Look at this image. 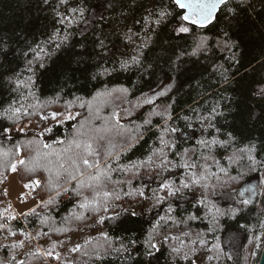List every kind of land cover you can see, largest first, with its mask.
Listing matches in <instances>:
<instances>
[{
	"label": "trees",
	"instance_id": "1",
	"mask_svg": "<svg viewBox=\"0 0 264 264\" xmlns=\"http://www.w3.org/2000/svg\"><path fill=\"white\" fill-rule=\"evenodd\" d=\"M185 14L0 0V196L14 173L36 200L3 217L0 264H258L264 0H227L206 25Z\"/></svg>",
	"mask_w": 264,
	"mask_h": 264
},
{
	"label": "rangeland",
	"instance_id": "2",
	"mask_svg": "<svg viewBox=\"0 0 264 264\" xmlns=\"http://www.w3.org/2000/svg\"><path fill=\"white\" fill-rule=\"evenodd\" d=\"M197 22L199 23L198 19ZM145 42L146 40H142L141 38L129 41V43H131V47H137L138 44H142ZM152 100L153 95L142 96L134 100L121 112V118L126 119L134 114L139 113ZM2 187L4 190V195L0 196V225L2 224L3 217L6 216L7 220L9 219V216L13 215H18L20 217L19 213H21V211L25 210L36 202V200L32 198L31 191L24 188V186L19 182L17 176L14 173L9 176ZM146 187H148L149 193L151 192V190L153 191V179L146 181ZM153 204V198H151L138 203L134 207L139 213H146L152 208ZM99 230L100 229L98 228L96 231ZM30 235L33 237V233L30 232ZM79 240L80 239H74V243L79 242ZM9 241V239H6V237L0 233V246ZM44 241L45 240L42 239L40 243L43 244Z\"/></svg>",
	"mask_w": 264,
	"mask_h": 264
},
{
	"label": "snow or ice",
	"instance_id": "3",
	"mask_svg": "<svg viewBox=\"0 0 264 264\" xmlns=\"http://www.w3.org/2000/svg\"><path fill=\"white\" fill-rule=\"evenodd\" d=\"M177 4L180 5L181 8H187L189 10V14L184 17V19H192L193 23L197 22V19L203 21L207 20L211 17L213 10L216 7V4L220 2V0H176ZM187 28H182L181 31H187ZM75 143V142H74ZM77 147H79V144H77ZM86 148L89 151V154L91 153V145H86ZM69 159L72 160L73 165L78 169L79 165L76 164V161L74 158L69 157ZM83 163L85 165H88L91 167L92 165L89 164V161L86 158H82ZM15 166H13L14 169ZM82 174V173H81ZM59 175V173H58ZM71 179H75V176L69 173ZM105 195H109L108 193H105ZM83 206V205H82Z\"/></svg>",
	"mask_w": 264,
	"mask_h": 264
},
{
	"label": "water",
	"instance_id": "4",
	"mask_svg": "<svg viewBox=\"0 0 264 264\" xmlns=\"http://www.w3.org/2000/svg\"><path fill=\"white\" fill-rule=\"evenodd\" d=\"M226 1H227V0H220V2H218V3L216 4V7H215V9H214L213 12H212L211 17H210L209 19H207V20H203V21H201V20L198 19L199 24H200V25H206L208 22L212 21V20L214 19L215 14L220 10L221 6H222L223 3L226 2ZM175 2H176V0H175ZM176 4H177V2H176ZM177 6H178L180 9L185 10V13H186L185 15H186V16L189 14V10H188L187 8H181L179 4H177ZM258 264H264V246H263V249H262V252H261V255H260V258H259Z\"/></svg>",
	"mask_w": 264,
	"mask_h": 264
},
{
	"label": "built area",
	"instance_id": "5",
	"mask_svg": "<svg viewBox=\"0 0 264 264\" xmlns=\"http://www.w3.org/2000/svg\"><path fill=\"white\" fill-rule=\"evenodd\" d=\"M260 176L264 178V164L262 165V171H261V175ZM259 188H261V187L259 186Z\"/></svg>",
	"mask_w": 264,
	"mask_h": 264
},
{
	"label": "bare ground",
	"instance_id": "6",
	"mask_svg": "<svg viewBox=\"0 0 264 264\" xmlns=\"http://www.w3.org/2000/svg\"><path fill=\"white\" fill-rule=\"evenodd\" d=\"M264 246V245H263Z\"/></svg>",
	"mask_w": 264,
	"mask_h": 264
}]
</instances>
